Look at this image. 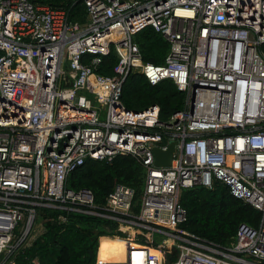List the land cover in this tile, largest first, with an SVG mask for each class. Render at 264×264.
<instances>
[{
  "label": "built area",
  "instance_id": "built-area-1",
  "mask_svg": "<svg viewBox=\"0 0 264 264\" xmlns=\"http://www.w3.org/2000/svg\"><path fill=\"white\" fill-rule=\"evenodd\" d=\"M82 1L84 24L33 0H0V264L31 243L40 207L118 222L124 235L113 238L128 246L121 256L98 249L95 264H264V0ZM147 26L170 45L161 64L134 40ZM112 46L115 73L99 74ZM130 71L172 80L184 107L168 122L157 104L127 108ZM172 140V164L155 165L154 148ZM117 155L144 168L139 198L119 183L98 206L89 189L66 187L87 159ZM215 181L261 212L227 246L183 227V190Z\"/></svg>",
  "mask_w": 264,
  "mask_h": 264
},
{
  "label": "trees",
  "instance_id": "trees-1",
  "mask_svg": "<svg viewBox=\"0 0 264 264\" xmlns=\"http://www.w3.org/2000/svg\"><path fill=\"white\" fill-rule=\"evenodd\" d=\"M33 1L65 12L72 23L84 24L87 20L82 0ZM134 40L140 46L145 61L155 64L164 62L170 45L152 26L140 30ZM117 63L118 56L112 46L96 71L113 76ZM121 98L127 108L135 111L159 105L160 121L168 122L177 110L184 107L186 95L170 79L153 85L143 74L130 71L124 81ZM145 175L142 165L130 155H117L111 162L89 158L69 175L66 187L74 191L89 189L95 203L102 206L119 183L135 189L139 198L143 193ZM181 203L188 215L183 227L222 246L234 242L241 223L257 227L261 219L260 211L235 198L227 185L220 181H215L211 188L199 185L183 190ZM62 216H65V221ZM36 222L44 228L43 232L31 243L17 248L13 255L14 264H95L98 249L102 257L121 256L128 246L127 242L113 238L124 235L118 222L98 215L40 207ZM176 256L177 252L173 249L172 259ZM168 257L170 259V255Z\"/></svg>",
  "mask_w": 264,
  "mask_h": 264
},
{
  "label": "water",
  "instance_id": "water-1",
  "mask_svg": "<svg viewBox=\"0 0 264 264\" xmlns=\"http://www.w3.org/2000/svg\"><path fill=\"white\" fill-rule=\"evenodd\" d=\"M176 151V141L172 140L166 150L155 147V165L157 166H170L172 164L174 153Z\"/></svg>",
  "mask_w": 264,
  "mask_h": 264
},
{
  "label": "crops",
  "instance_id": "crops-1",
  "mask_svg": "<svg viewBox=\"0 0 264 264\" xmlns=\"http://www.w3.org/2000/svg\"><path fill=\"white\" fill-rule=\"evenodd\" d=\"M43 227L41 226V225H39V226H37V228L35 229V232H34V236H33V238L31 239V242L33 241V239L36 237V236H38V235H40V233L41 232H43ZM103 237H108V236H103ZM102 238V237H101ZM101 238H100V241H101ZM112 238V237H111Z\"/></svg>",
  "mask_w": 264,
  "mask_h": 264
},
{
  "label": "rangeland",
  "instance_id": "rangeland-1",
  "mask_svg": "<svg viewBox=\"0 0 264 264\" xmlns=\"http://www.w3.org/2000/svg\"><path fill=\"white\" fill-rule=\"evenodd\" d=\"M87 95H88V97L89 98H92L93 100H95V96L94 95H92V94H90V93H87ZM39 226V225H38ZM36 228V225H35V227H34V229Z\"/></svg>",
  "mask_w": 264,
  "mask_h": 264
}]
</instances>
